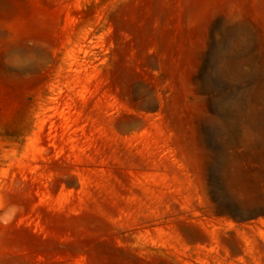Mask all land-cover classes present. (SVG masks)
Segmentation results:
<instances>
[{
  "label": "rangeland",
  "instance_id": "obj_1",
  "mask_svg": "<svg viewBox=\"0 0 264 264\" xmlns=\"http://www.w3.org/2000/svg\"><path fill=\"white\" fill-rule=\"evenodd\" d=\"M0 264H264V0H0Z\"/></svg>",
  "mask_w": 264,
  "mask_h": 264
}]
</instances>
